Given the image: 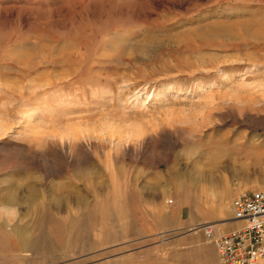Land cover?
<instances>
[{
    "label": "rangeland",
    "instance_id": "1",
    "mask_svg": "<svg viewBox=\"0 0 264 264\" xmlns=\"http://www.w3.org/2000/svg\"><path fill=\"white\" fill-rule=\"evenodd\" d=\"M254 190L264 0H0V264H218Z\"/></svg>",
    "mask_w": 264,
    "mask_h": 264
},
{
    "label": "built area",
    "instance_id": "2",
    "mask_svg": "<svg viewBox=\"0 0 264 264\" xmlns=\"http://www.w3.org/2000/svg\"><path fill=\"white\" fill-rule=\"evenodd\" d=\"M230 220L239 226L220 231L212 223L200 229L215 248L218 264H261L264 258V190L243 192L231 203Z\"/></svg>",
    "mask_w": 264,
    "mask_h": 264
},
{
    "label": "crops",
    "instance_id": "3",
    "mask_svg": "<svg viewBox=\"0 0 264 264\" xmlns=\"http://www.w3.org/2000/svg\"><path fill=\"white\" fill-rule=\"evenodd\" d=\"M229 225H232V226H228V227H235V226H239V223L238 222H229ZM261 264H264V258H263V260H262V262H261Z\"/></svg>",
    "mask_w": 264,
    "mask_h": 264
},
{
    "label": "bare ground",
    "instance_id": "4",
    "mask_svg": "<svg viewBox=\"0 0 264 264\" xmlns=\"http://www.w3.org/2000/svg\"><path fill=\"white\" fill-rule=\"evenodd\" d=\"M230 222H233V221H230ZM213 224V223H212ZM221 224H223L222 222H221ZM203 225V224H202ZM201 225V226H202ZM213 225H215L216 226V224H213ZM217 225H219L218 223H217ZM201 226H197V227H195V230H198V229H200L201 228ZM237 227H238V225H237Z\"/></svg>",
    "mask_w": 264,
    "mask_h": 264
}]
</instances>
